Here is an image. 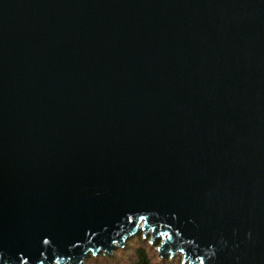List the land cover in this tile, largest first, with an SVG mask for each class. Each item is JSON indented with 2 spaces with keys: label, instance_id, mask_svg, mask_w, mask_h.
<instances>
[{
  "label": "water",
  "instance_id": "obj_1",
  "mask_svg": "<svg viewBox=\"0 0 264 264\" xmlns=\"http://www.w3.org/2000/svg\"><path fill=\"white\" fill-rule=\"evenodd\" d=\"M138 233L264 264V0H0V264Z\"/></svg>",
  "mask_w": 264,
  "mask_h": 264
},
{
  "label": "trees",
  "instance_id": "obj_2",
  "mask_svg": "<svg viewBox=\"0 0 264 264\" xmlns=\"http://www.w3.org/2000/svg\"><path fill=\"white\" fill-rule=\"evenodd\" d=\"M134 240L138 241L141 247L134 248L132 245ZM146 241V237H143L142 233H138L133 238L127 240L123 248L115 250L111 256L106 253H99L97 256L87 257L83 264H108L111 261L119 264H182L179 258L173 263L172 258L169 256L162 260L163 263L161 261L160 263L155 261L146 251V247L148 246ZM154 244L156 246L155 248H158L160 243L156 241ZM123 258H125L124 262L122 261Z\"/></svg>",
  "mask_w": 264,
  "mask_h": 264
},
{
  "label": "rangeland",
  "instance_id": "obj_3",
  "mask_svg": "<svg viewBox=\"0 0 264 264\" xmlns=\"http://www.w3.org/2000/svg\"><path fill=\"white\" fill-rule=\"evenodd\" d=\"M143 234V233H142ZM133 238V237H132ZM146 242H147V247H146V251H147V253L148 254H150L153 258H154V260L155 261H157V262H159L160 263V261L163 263V259L165 258V257H167V256H165V257H160L159 256V254H158V250H157V248H155L156 246H155V244H154V242L156 243V241H153V242H151L150 240H151V234L149 233L147 236H146ZM158 243H160V242H158ZM151 244V245H150ZM133 247L134 248H136V247H141V245L140 244H138V241H136V240H134L133 241ZM159 246V245H158ZM133 248V249H134ZM117 249H119V248H117ZM117 249H115V250H117ZM114 250V251H115ZM113 251V252H114ZM112 252V253H113ZM111 256V255H110ZM170 257V256H169ZM170 258H172V261H173V263H174V261H176V259L177 258H179L180 260H181V262H182V257L181 256H174V257H170ZM123 262L125 261V258H123V260H122ZM106 264V263H105ZM108 264H119V263H113V261H111L110 263H108ZM175 264V263H174ZM182 264H184L183 262H182ZM185 264H187V263H185Z\"/></svg>",
  "mask_w": 264,
  "mask_h": 264
}]
</instances>
